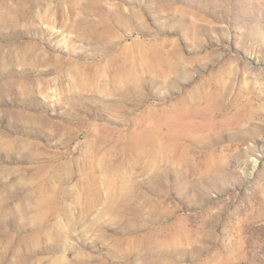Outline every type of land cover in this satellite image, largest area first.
Here are the masks:
<instances>
[{
  "label": "rangeland",
  "instance_id": "obj_1",
  "mask_svg": "<svg viewBox=\"0 0 264 264\" xmlns=\"http://www.w3.org/2000/svg\"><path fill=\"white\" fill-rule=\"evenodd\" d=\"M0 264H264V0H0Z\"/></svg>",
  "mask_w": 264,
  "mask_h": 264
}]
</instances>
